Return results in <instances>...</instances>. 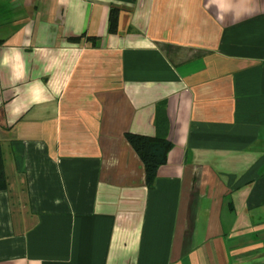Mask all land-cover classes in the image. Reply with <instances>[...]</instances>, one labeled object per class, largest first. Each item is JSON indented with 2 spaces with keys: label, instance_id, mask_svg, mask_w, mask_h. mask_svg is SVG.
Masks as SVG:
<instances>
[{
  "label": "crops",
  "instance_id": "crops-1",
  "mask_svg": "<svg viewBox=\"0 0 264 264\" xmlns=\"http://www.w3.org/2000/svg\"><path fill=\"white\" fill-rule=\"evenodd\" d=\"M0 135V264H264V0H0Z\"/></svg>",
  "mask_w": 264,
  "mask_h": 264
},
{
  "label": "trees",
  "instance_id": "trees-1",
  "mask_svg": "<svg viewBox=\"0 0 264 264\" xmlns=\"http://www.w3.org/2000/svg\"><path fill=\"white\" fill-rule=\"evenodd\" d=\"M115 27V9H112L110 29L114 30ZM126 138L140 156L145 168L146 183L152 187L155 183L159 167L167 161L168 150L172 147L171 141L165 137H150L132 132H127ZM7 187L8 180L6 177L3 143L0 135V190L6 189Z\"/></svg>",
  "mask_w": 264,
  "mask_h": 264
}]
</instances>
